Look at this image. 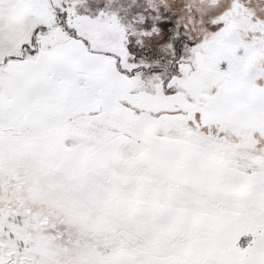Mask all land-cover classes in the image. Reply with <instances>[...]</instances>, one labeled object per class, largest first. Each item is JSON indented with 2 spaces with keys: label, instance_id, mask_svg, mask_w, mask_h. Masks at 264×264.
<instances>
[{
  "label": "snow or ice",
  "instance_id": "1",
  "mask_svg": "<svg viewBox=\"0 0 264 264\" xmlns=\"http://www.w3.org/2000/svg\"><path fill=\"white\" fill-rule=\"evenodd\" d=\"M0 264H264V0H0Z\"/></svg>",
  "mask_w": 264,
  "mask_h": 264
}]
</instances>
